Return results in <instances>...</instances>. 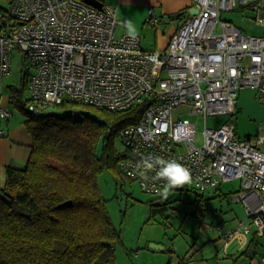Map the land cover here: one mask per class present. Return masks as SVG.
I'll use <instances>...</instances> for the list:
<instances>
[{
  "label": "built area",
  "instance_id": "2783aa9c",
  "mask_svg": "<svg viewBox=\"0 0 264 264\" xmlns=\"http://www.w3.org/2000/svg\"><path fill=\"white\" fill-rule=\"evenodd\" d=\"M236 1L259 12L262 36L244 35L221 20ZM191 8L196 14L165 48L146 50L138 35L115 36L122 22L113 5L102 2L98 9L84 0H10L8 10L0 12V138L11 117L1 100L12 51L22 52L33 69L25 109L34 116L64 100L113 112L144 104L141 118L121 132L129 148L123 171L155 196L168 185L158 169H145L150 157L181 163L197 192L239 180L232 199L243 203L247 220L228 231L217 226L226 246L252 228L264 234V121L258 135L241 140L233 123L211 129L205 118L231 114V102L245 88L254 89L264 105V0H191ZM147 14V22L158 28L153 9ZM196 119L202 120L201 130Z\"/></svg>",
  "mask_w": 264,
  "mask_h": 264
},
{
  "label": "trees",
  "instance_id": "16d2710c",
  "mask_svg": "<svg viewBox=\"0 0 264 264\" xmlns=\"http://www.w3.org/2000/svg\"><path fill=\"white\" fill-rule=\"evenodd\" d=\"M25 106L20 110L32 145L23 165L6 167L0 188V264H117L119 234L96 176L119 168L127 177L121 162L129 148L121 132L141 118L146 105L113 112L64 100L56 105L58 112L36 116ZM117 137L123 152L116 147ZM149 204L154 212L166 209L152 200Z\"/></svg>",
  "mask_w": 264,
  "mask_h": 264
},
{
  "label": "rangeland",
  "instance_id": "374dc122",
  "mask_svg": "<svg viewBox=\"0 0 264 264\" xmlns=\"http://www.w3.org/2000/svg\"><path fill=\"white\" fill-rule=\"evenodd\" d=\"M9 3L10 0H0V11L8 10ZM134 14L141 16L137 9L134 10ZM116 15L117 19H122L118 12ZM188 15L189 12L186 17ZM145 17L147 19L148 14L145 13ZM183 17L185 16L180 14L178 19L172 20L173 17L162 16L164 22L159 23L158 29L144 23L142 32L138 34L142 38V44H151L156 33L162 36V33L167 35L170 30H175L183 24ZM259 17V12L238 1L234 3L233 10L221 14V20L231 23L248 36H262V28L256 22ZM158 19L161 20L160 17ZM121 33L122 26L119 25L115 30V36L118 37ZM10 57V72L3 77L2 93L7 97L8 109L17 117L25 118L20 108L28 103L30 93L23 73L28 71V75L32 74L33 69L22 52L12 51ZM13 97L16 100L20 98V101L15 104ZM231 105V114L207 115L206 127L218 129L223 124L233 123L234 132L241 140L258 135L261 122L264 121V105L259 101L256 91L251 88L239 90L237 99L233 100ZM59 110L60 108L56 106L47 109L49 112ZM181 111L175 112L173 117L179 116ZM187 118L194 120L189 116ZM196 121L198 130H201L202 120ZM115 142L118 151L123 152L124 146L119 137ZM100 151L101 148L98 153ZM96 181L111 224L119 234V241L115 246L117 264H175L176 254L182 249H189L188 242L198 240V247L204 245V239L199 237L201 224L209 226L220 224L229 229L231 225L237 226L247 220L243 203H236L232 199L240 187L239 180L222 183L204 192H197L192 184L188 183L180 190H168L166 199L142 191L139 184L125 177L119 168L101 170L96 176ZM262 196L264 198V193ZM151 200L154 205L165 204L166 209L161 213L154 212V207L149 204ZM211 235L214 236L213 233ZM263 238V235H259L257 243L259 251L262 252L264 241L261 240L263 244L259 243V239ZM151 244L161 246L163 249L152 250L149 248Z\"/></svg>",
  "mask_w": 264,
  "mask_h": 264
},
{
  "label": "crops",
  "instance_id": "0c3cea01",
  "mask_svg": "<svg viewBox=\"0 0 264 264\" xmlns=\"http://www.w3.org/2000/svg\"><path fill=\"white\" fill-rule=\"evenodd\" d=\"M102 2L107 5H113L117 8L118 16L122 18L120 20L121 22L124 19H132L131 21L136 26L139 35L142 32V26L144 23H148L146 21L145 13L147 14L149 8L153 9V13L157 18H161V20H159L161 23L164 22L162 21V16L173 17L172 20H176L180 14L185 16L183 17L185 21L190 15L189 14L186 17L187 12L191 9V0H102ZM135 9L141 12V16H136L134 14ZM177 14L178 16H176ZM175 17L176 19H174ZM120 26H122V33H125L126 29L122 24H120ZM180 26L175 28V30H170L167 35L162 33L161 36L156 33L151 44L144 45L141 40L143 49L160 50L165 48L173 33ZM1 104L9 108L7 97L4 93H2ZM24 120L25 118H21L20 116L17 117L14 112H11V117L4 122L6 132L5 136L0 138V188L4 186L6 180V167L14 164L23 165L29 157L32 139L25 128ZM239 189L240 187L238 190ZM217 226L218 225L209 226L201 224L199 237L204 239V245L198 247V240L188 242L189 249L185 248L180 250L179 253L176 254L174 263L264 264V251L262 252L258 249L259 244L257 245V243L259 235L255 233L254 228L251 229V233L248 235L241 236L240 239L233 240L224 246V243L221 240V231L217 229ZM231 226L232 227L229 229H226L225 226L222 227L225 231H228L233 229L236 224ZM211 233H213L214 236H212ZM261 240L264 241V238L259 239V243H262Z\"/></svg>",
  "mask_w": 264,
  "mask_h": 264
},
{
  "label": "clouds",
  "instance_id": "9594fccd",
  "mask_svg": "<svg viewBox=\"0 0 264 264\" xmlns=\"http://www.w3.org/2000/svg\"><path fill=\"white\" fill-rule=\"evenodd\" d=\"M122 25L130 38L135 39L137 37V28L130 19H124ZM144 167L147 170L158 169V176L166 180L168 188L162 194L165 199L168 195V189L179 188L190 183L192 179L190 171L174 159L150 157L145 161Z\"/></svg>",
  "mask_w": 264,
  "mask_h": 264
},
{
  "label": "water",
  "instance_id": "95a60500",
  "mask_svg": "<svg viewBox=\"0 0 264 264\" xmlns=\"http://www.w3.org/2000/svg\"><path fill=\"white\" fill-rule=\"evenodd\" d=\"M84 1L86 3H88V4H90V5L98 8V9H100L101 6H102V2L100 0H84ZM188 12H189L190 15L196 14V10L195 9H192V8L189 9ZM174 19H176V17ZM180 189H181L180 187L179 188H176V190H180ZM63 205L64 206L70 205V202H66ZM149 248L152 249V250H161V249H163V247L158 246V245H154V244H151Z\"/></svg>",
  "mask_w": 264,
  "mask_h": 264
}]
</instances>
